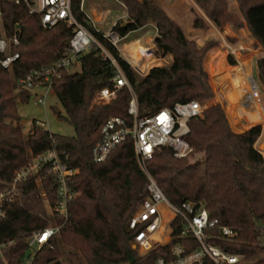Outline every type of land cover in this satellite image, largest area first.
<instances>
[{"label": "trees", "instance_id": "trees-1", "mask_svg": "<svg viewBox=\"0 0 264 264\" xmlns=\"http://www.w3.org/2000/svg\"><path fill=\"white\" fill-rule=\"evenodd\" d=\"M118 1L125 8L126 20L117 19L111 28L123 36L152 23L157 35L153 53L170 54L167 63L150 66L144 75L136 74L116 46L84 13L81 0H69V5L75 20L115 59L135 95L138 115L171 106L175 101L197 99L206 102L211 99L213 92L202 59L216 41L199 46L157 0ZM192 1L217 27L225 24L235 29L245 26L255 38V45L264 50V0H235L240 16L229 10L227 0ZM0 10V35L10 36L16 32L19 36V42L12 45V50L19 51L12 69L0 66V186L8 183L15 171L26 164L30 152L37 154L52 144L58 151L63 150L67 155L66 163L76 168L70 180L76 194L68 202L67 216L56 218L60 226L51 246L42 245L29 264H58L60 259L71 264L150 262L161 254V247L168 245L152 248L142 255L132 247V231L126 227V221L146 194V178L131 140L127 138L117 143L101 161H93L90 156L91 145L108 117L120 116L130 121L131 115L127 112L129 88L123 84L110 101L92 103L96 90L112 87L116 73L115 66L93 44L79 56L78 70L64 69L52 81V92L63 109L62 114L58 110L56 113L73 127V134L48 131L33 119L25 135L17 98L27 101L30 89L20 85L17 78L55 60L67 48L72 27L62 20L49 27L42 26L39 13L30 12L23 0H0ZM194 27L208 28L199 17ZM221 51L220 48L210 49L204 62L215 90L229 72V66L219 61ZM229 61L232 62L230 56ZM256 67L264 98V54L257 58ZM14 80L18 84L17 92ZM222 88L224 92L231 91L228 80ZM231 96L233 94L222 99L228 101ZM230 123L237 129L244 126L232 116ZM188 125L186 138L193 151L178 158L172 155L169 147L156 145L145 161L147 171L170 201L200 200L209 216L237 229L235 239L220 241L221 246L253 260L251 264H264V157L254 146L259 132L261 134L260 126L233 130L217 102L206 106L200 115L191 117ZM195 153L198 155L190 158ZM18 188L19 195L7 205L6 216L0 223L5 264H26L29 231L49 221L35 179L28 177ZM48 200L51 201L49 197ZM59 243L66 247L64 254Z\"/></svg>", "mask_w": 264, "mask_h": 264}, {"label": "built area", "instance_id": "built-area-1", "mask_svg": "<svg viewBox=\"0 0 264 264\" xmlns=\"http://www.w3.org/2000/svg\"><path fill=\"white\" fill-rule=\"evenodd\" d=\"M23 1L30 12L39 13L42 26L49 27L62 20L72 27L67 48L55 60L32 68L17 78V82L24 88L31 89L37 83L42 85V90L36 94L35 102L43 103L44 95L52 91V81L60 76L62 70L78 66L79 56L93 44L99 48L103 57L108 58L115 66L116 73L112 87L104 86L96 90L92 103L110 101L115 96L116 89L123 84L130 90L131 95L127 103L130 121L127 122L120 116L108 117L101 125L99 137L91 145L90 156L93 161H101L117 143L127 138L131 140L138 165L146 178V194L126 221V227L132 231V247L138 255H142L152 248L168 245L161 247V254L144 264H251L253 260L229 251L219 243L235 239L236 228L219 222L217 217L209 216L200 200L183 199L177 203L170 201L145 167V161L151 156L156 145L169 147L174 157L188 156L193 151V146L186 138L189 132L188 120L200 115L206 106L196 99H187L175 101L171 106H162L142 116L138 115L135 95L115 59L85 26L75 20L70 11L69 0ZM104 35L115 46L121 38L111 26ZM18 42L19 36L16 32L10 36L4 33L0 35L1 67L12 69L19 57V51L12 50V45ZM241 47L238 45L237 48ZM120 49L123 58L137 74L144 75L152 66V63L145 64L150 53L133 58L124 53L125 49ZM238 49L231 48L230 52L236 56ZM238 60L236 59L234 63L232 60L227 64L229 72L226 73V78L233 97L222 103L229 114V121L232 116L237 118L238 123L244 125L242 129L234 127V130L241 131L254 125L261 128L264 120V98L259 82L248 63L245 65ZM37 122L43 127V121ZM262 156L264 157V154ZM66 158V153L63 150L58 151L54 144L37 154L30 152L26 164L15 171L8 183L0 186V223L6 216L7 205L19 195V183L28 177L35 179L48 214L49 221L46 225L32 229L28 233L29 253L25 257L26 264L30 263L42 245L51 246L60 226L56 223V218H66L68 202L76 194L70 185L76 168L68 165ZM44 183L47 185L44 186ZM47 194L51 201L48 200ZM176 237L181 241L174 240ZM4 244L0 241V264L7 263L2 254Z\"/></svg>", "mask_w": 264, "mask_h": 264}, {"label": "rangeland", "instance_id": "rangeland-1", "mask_svg": "<svg viewBox=\"0 0 264 264\" xmlns=\"http://www.w3.org/2000/svg\"><path fill=\"white\" fill-rule=\"evenodd\" d=\"M88 1L91 2L95 6V10H96L95 11L96 20L93 22L91 21L90 18L89 19L103 33L112 25L111 22L114 19H116V16H118L120 20L126 18V15L121 11L122 6L115 0H85L83 1L82 6H84L86 10H88V7H89ZM227 1H228L229 10H232L233 8L234 13L240 16V12L237 9V7L235 8L233 7V2H232L233 0H227ZM105 7H110L112 9L109 11V13H106V15L103 12H101V9ZM188 30L189 29L185 26L184 27L185 34L189 37L194 38V40L199 46L205 44L207 41L215 40L217 44L212 46L211 48L222 49L220 53V57H222L221 62H223L225 66H227V64H230L229 56L233 60V63L236 62V59H239L241 63L246 65V63L249 62L251 59V63L252 65H254L256 58L264 53V50L260 47V45L259 46L255 45L254 38H252L247 32H244V33L240 32V37L242 41H237V40L233 41L230 39V37L232 36H223V37L221 36L224 34L223 27H219L218 29V27L216 28V27L211 26L207 30H205L204 33L199 34V35L195 33H191V31L190 30L188 31ZM226 31H228V29H226ZM143 33L146 34L145 38L141 37ZM153 35H154V32H153L152 26L149 25L137 32H131L127 35L121 36L120 40L116 42V46L119 51V54L122 56L120 48L125 49L124 53L126 52L129 53L131 52V49L133 46L134 47L136 46L138 47V49L143 50L144 48L140 46V44L146 47L148 45H152L154 43ZM137 37H139L138 41H137ZM238 45L242 47L238 49L237 48ZM231 48L238 49L236 51V56H234L230 52ZM153 49L149 57L145 60V64L152 63L151 65H157V64L167 63L170 60V54L157 55L153 53ZM209 49L206 51L205 55L203 56L202 67L204 71L206 72L207 82L213 92V96L208 101L206 102L199 101V103L204 104L205 106H208L209 104L215 103V102L219 103L225 112V115L227 117L230 127L234 130L233 125L229 121V114L226 112V108L222 103L224 101L222 99L223 97H226L232 94L231 91L224 92L222 90L223 89L222 85L226 82L227 78L223 82H221L218 86H216V90H215L214 87L212 86V83L210 82L209 74L207 70L205 69V65H204L205 56L207 52L209 51ZM145 50H148V48ZM78 68H79L78 66H70L68 67V70L72 72V71L78 70ZM252 73L255 75L256 79L259 82L258 76L255 74V69ZM17 85H18L17 82L14 80V91L15 92H17ZM259 85H260V82H259ZM260 88H262L261 85H260ZM261 94L263 95L262 89H261ZM35 100H36V95L34 94L33 90H31L30 96L27 101L21 102L17 98V108H18V113L20 117V123H21L22 129L25 135L29 132L31 122L33 119L43 121L44 123L43 127L47 129L48 131L58 133V134H73L74 132L73 127L68 122H66L64 119L59 117L55 111V108H57V110L61 114L63 113V109L60 106L59 102L57 101L52 91H48L44 95L43 103L35 102ZM261 127L263 130L264 120H262ZM262 130H261V133H262ZM235 131H239V130H235ZM258 143L259 141L255 143V147L257 149L261 148L262 151H264V149L261 147L262 145H258ZM197 155L198 154L195 153L190 158H194ZM59 247H60L61 252L64 254L66 247H64L60 243H59ZM60 262L62 263V262H67V261L60 259Z\"/></svg>", "mask_w": 264, "mask_h": 264}, {"label": "crops", "instance_id": "crops-1", "mask_svg": "<svg viewBox=\"0 0 264 264\" xmlns=\"http://www.w3.org/2000/svg\"><path fill=\"white\" fill-rule=\"evenodd\" d=\"M83 1H85V0H83ZM83 1L81 2V8H82V10H84V13L87 15V17L90 18L91 21L94 22L96 20V14H95V11L96 10H95V6L91 2L88 1V6L89 7H88V10H86L84 8V6H82ZM115 1H117L122 6L121 11L126 15V11H125V8H124L123 4L120 1H118V0H115ZM157 2L166 10V12L171 17H173L175 20H177L181 24L183 31H184V27L186 26L191 31V33H195V34L199 35V34L204 33L205 30H207L211 26L217 28V26L204 15V13L202 12V10L192 0H157ZM232 2H233V7L234 8L237 7V9H238V6H237L236 1L233 0ZM110 10H112L110 7H105V8H102L101 9V12H103L106 15V13H109ZM231 11L234 12L233 11V8H232ZM197 17H199L200 19H202L207 24V26H208L207 29H200V28H195L194 27V21H195V19ZM117 19H119L118 16H116V19H114L111 22V24H113ZM122 20L125 21L126 18L125 19H122ZM149 25L152 26V29H153V32H154V35H153L154 40L153 41H155V39L157 37L156 30H155L154 25L152 23H150V22L146 23L145 25H143V26H141L139 28L130 30L127 33H125L124 35H127V34H129L131 32H137V31H139V30H141V29H143V28H145L146 26H149ZM218 29H219V27H218ZM226 29H228V31H226ZM240 32L241 33L242 32L243 33L244 32H247L252 38H254L250 34V32L248 31V29L245 26L235 29V28H232L229 24H225L223 26V33L224 34L221 35V36L222 37L223 36H232L235 39L233 41H236V40L237 41H242V39L240 37ZM184 33H185V31H184ZM145 35L146 34L143 33L141 37L142 38L143 37L145 38ZM232 37H230V39ZM138 38L139 37H137V41H138ZM254 40H255V38H254ZM140 46H142L144 48V50L148 48L149 53H151L152 52V49L154 47V43L152 45H148L147 47L146 46H143L142 44H140ZM221 58L222 57H220V59H219L220 62H221ZM257 58H256V60H257ZM256 60H255V64L252 65L251 59H250V61L247 62L248 63L247 65L249 66V68H250V70L252 72L255 69V74L258 76V70H257V67H256ZM221 63L223 64V62H221ZM31 90H33L34 94L36 95V94H38L42 90V85L37 83V84H35L30 89V92H31ZM261 129H262V127L260 128V131H261ZM258 141H259L258 145H262L261 147L264 149V129L262 130V133L261 134L259 132V135L257 136L256 140L254 141V146H255V143L258 142ZM258 150L261 151L262 154H264V151H262L261 148L258 149Z\"/></svg>", "mask_w": 264, "mask_h": 264}, {"label": "bare ground", "instance_id": "bare-ground-1", "mask_svg": "<svg viewBox=\"0 0 264 264\" xmlns=\"http://www.w3.org/2000/svg\"><path fill=\"white\" fill-rule=\"evenodd\" d=\"M148 53H149V50H140V49H138V47H132V49H131V52H126L125 54L126 55H129V56H132L133 58H137V57H139V56H141V55H148Z\"/></svg>", "mask_w": 264, "mask_h": 264}, {"label": "water", "instance_id": "water-1", "mask_svg": "<svg viewBox=\"0 0 264 264\" xmlns=\"http://www.w3.org/2000/svg\"><path fill=\"white\" fill-rule=\"evenodd\" d=\"M55 111H57V108H55Z\"/></svg>", "mask_w": 264, "mask_h": 264}]
</instances>
